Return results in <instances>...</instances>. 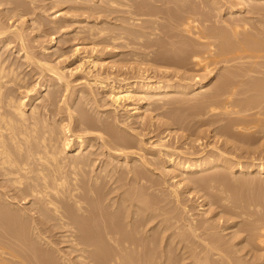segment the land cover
I'll list each match as a JSON object with an SVG mask.
<instances>
[{
	"label": "bare ground",
	"instance_id": "bare-ground-1",
	"mask_svg": "<svg viewBox=\"0 0 264 264\" xmlns=\"http://www.w3.org/2000/svg\"><path fill=\"white\" fill-rule=\"evenodd\" d=\"M73 1H74L73 5H71L67 10H69V12H71V13L73 12V13H76L77 15L79 14L80 16H85V19L80 21L82 24H84V22H87L86 20H88L91 17L94 20L95 19L101 20L104 17L110 18V16L111 17L113 16V18H114L113 14H115V13H118V15L119 14H122V15L127 14V17L129 16V18L126 17L127 22H128V20H130L131 21L130 23L134 24L137 22L139 24V22L142 20V18L139 19V17L145 16V18H146V16L152 17L155 15L153 13L155 11L152 12L153 9L150 10L151 9L150 8L151 3L147 2V0H98L96 3L97 5H95V4L89 5L88 4L89 2H86L88 0H73ZM238 1H240L238 3V5H241V6L243 5L245 10L248 9V12L246 11L245 13H250L253 16L255 15V16H257V18L259 16L264 18V4H263L264 0H238ZM156 2H159V0H157ZM186 2L191 3L189 1H186ZM91 3H92V1H91ZM173 3H175V2H173ZM234 3H235V5H237L236 2H234ZM163 4H164V2H163ZM214 4L217 5L215 2H214ZM260 4L261 5L263 4V5L261 6ZM3 5H6V8H3V9L1 8V10H0V51H1V49H5V48L8 50V47H10V45L15 44L12 47V49H14V48L17 49L18 50L16 52L17 54L21 53V55H22L21 59H23V63L22 62L21 63L10 62L8 60V58H3L2 56H0V250L3 253L2 255L0 254V264H2V263L6 264L7 262L9 264H13L12 262L10 263L9 260L6 261L2 258V256L9 257V255L8 256H7V254L5 255V253H6L5 251L7 249L9 250V251L7 250V253L10 252L11 253L10 256L13 257V258L10 257V261L13 259L16 260V261H13L14 264H171L173 261L171 262L172 258L170 260L171 254H169L168 249L166 248L167 246L164 247L163 249L161 248V247H163L161 245V243L164 241L163 240L164 235H165L164 233H166L168 231L170 226L164 225L165 226L164 227L162 225L163 228H161V230L157 231L158 233H156V231L154 230L155 227L153 228V231H154L153 232L152 227L150 226V224L154 223L155 220H157L156 219L157 215H155L154 211L157 212L156 210L158 209V207L154 210L153 205H157V206L160 205L158 203L159 200L157 203L150 202L151 199L148 200L146 197L147 192H146V196H145L146 198H145L144 196L141 195V193L139 194V192L137 191L139 189H132V191L130 189L131 192L129 190H126V191H129L130 193L125 197L123 196V195H125V193L123 192L124 188L122 185L127 183L126 181L128 179L126 177L129 178V174H131L129 181L131 180L133 182H136L137 184H139L141 187H144V188L149 187V186L146 187L144 185V182L147 181V179L144 177H147V176H144L145 174H143V172H142L143 170L142 171L140 170L141 168L140 169L137 168L140 166L142 167V165H144V166L146 165V167H148L149 165H147L145 163H149V161L147 162V160L146 161L144 160V162L141 161L142 165H141V163H140V166H137L139 163L136 165V162H138V161H136V157L133 156L135 154L132 153L133 151L131 153L127 151L130 148L132 149V147H133L132 143L133 142L130 139L129 140L126 139L125 136H122V135L120 136L118 134L119 132L117 133L115 131L114 124L116 123V120H115L114 124H113V122H109L107 119L104 120L102 118H101L102 120L95 121V120H92L91 118H89L85 111L82 112L81 111L82 109L80 110V108L76 110V111L80 110V112H77L78 113L77 116H74L73 115L74 106L71 104L73 106V107H71L70 104H68L70 102V100L67 103V99L65 97L66 95L64 96L63 91H68V89L70 87V82L68 81L67 76L65 74V69L67 68V66L66 67L61 66V65H63V63H65V64L67 63V60H66V56H67L66 53L67 52H65V50H63V49H59V50L55 49V51H52L53 46L50 47V45L55 43V36L53 33L61 32L68 25H72V22L75 21L73 18L76 17V14H75V16H72L71 18L66 19L67 18V17H65L66 13L63 16L62 12L56 11L55 13L52 14V19L48 20L46 22L47 24L45 22H42L45 27L47 25L53 31L52 32L53 35L51 36L49 46L44 47V46H41V44L36 45L35 42L39 41L37 39L39 37V36H37V34L30 42V40H29L30 38L28 37L29 35L27 36V34H25L26 29L23 30V29H20V27L17 28L15 26V23H17L18 20L17 21L14 20V22L12 20L14 18L16 19V17H18V19L21 20L25 16L27 17L28 15H32V13H35L34 7L35 8H37V7L33 3V1L30 2L29 5H27L26 3H23L22 0H0V7H2ZM8 5H11V8H8ZM231 5H232V3H231ZM26 6H27V8H26ZM148 6H150V7L147 8ZM177 7H178V5H177ZM232 7L234 8L235 6L233 5ZM232 7L229 6V9L227 11V13H228L227 15L232 14L231 16L233 17L234 12L232 11L233 10ZM220 9L221 8H218L217 10L216 9L215 10L219 11V14H220V12L222 11V10L220 11ZM44 10H43V12H44ZM168 10H167V15H166V13H164V12H166V9H165V11L163 10L164 12L161 11L162 15L164 13L168 17V15H169ZM187 10H189V9H187ZM192 10H193V7L191 9V12H192ZM120 12H122V13H120ZM161 12H159V13H161ZM45 13H46V11H45ZM159 13L157 12V15H159ZM170 14H172V13H170ZM236 14H234V15H236ZM240 14H242V13H240ZM173 15H174V12H173ZM172 16H170L169 18H171ZM116 17H118V16H116ZM175 17H177V16L175 15ZM189 17L188 18L186 17L187 19H185V16L183 17L184 19L182 18V22H180V23L182 24L184 29L182 27L181 28H182V30L186 31L185 33H188L187 35H190L192 38L194 37L193 39L195 41L192 38L189 39L190 36L188 37V39H186V37L184 36V40L186 39L187 41L182 40V47L178 48L179 51H177V48H176V51H175V49L173 51L172 50L173 46H171L172 49L169 48V49L164 50L163 47H165V46H164V43L162 41H156V40L151 41V42L147 41L148 43L151 44V46L153 45V47H154V45H155L158 47V49L156 51H153L154 56L153 57L151 56L152 57L151 60L156 62V63L167 64V66H168V64L172 65L173 61L175 62L176 59H178V61L183 59V56L185 58L184 61L182 60L179 63L186 62L185 60H187L186 58L188 57V58L193 59V61H195V65L197 67H201L204 71L208 72L210 75H212L211 73H212L213 66H217V64L219 62H221V61H226L227 63L232 62L231 60L233 58H231L230 60L225 58L228 55H229V57L232 54H233L232 55L233 57L236 55L235 57L238 58V60H240V59L241 60L245 59L246 61L249 59H250V61L253 60L252 62L249 63L250 64L249 66L245 65L246 66L245 67L244 65H242L243 66L242 67L241 65H239V66H241V67H238L239 69L236 67L238 69L237 71L239 73H240V71H239L240 69L243 68L242 70H244V71H241L240 75L236 74L238 72L235 73V71H233V74L235 73L236 76H234L235 74L234 75L232 74L231 68L229 66L228 67L226 66L227 68H230V73L228 72L229 71L228 70L227 71L228 74L226 75L224 82L222 80L223 84L220 87V84H221L220 83L219 84L220 89H219V87L217 89H219L218 91L221 90V92H223V90H225V88H228L229 85H231V87H232V88H230V86H229L230 91L228 90L230 92L229 93L230 96L227 95L225 91L223 92V93H225V95L228 96V99H226L227 100L226 103H223L224 106L223 105L221 106V107H224L221 109H225L222 111H224V113L226 111L225 114H227L229 116V113L231 111L227 112V111H229L227 109H228L230 104H232L233 108L238 107V106L240 109L242 108L243 105L241 103L242 102L241 99H236V98L234 99L233 98V103H230V102L232 101L231 99H232L233 95L234 96L237 95V91L241 88V85L240 86H238V85L241 84L245 80L244 76H247V78H248V76H250V78H248V80L246 78V80L248 81L247 85L249 84V81H251V84L253 86H249L250 87L249 89L247 88L248 91L245 93L246 97L243 96L244 98H246V100L244 99L243 102H248L250 100L253 102L252 97H255V99L257 98V102L260 100V102H259L260 105H258V103H254V102H253L254 103L253 105H255V104L258 105V106H256V108L257 109L259 108V110L257 111V109H255L256 110V112H255L254 109L253 110L251 109L252 111L255 112V114L252 115V113H251L250 116H249V114H247L249 118L244 116L246 114H242L244 117L242 115H238V113L239 114L241 113L239 111L236 114L234 112H231V114L234 113L235 116L236 115L239 117L242 116V118H237L234 116H233L234 118L229 117L230 118L228 120L229 123H228V126H226V128L229 129V125H230V127H236L237 128L236 130L242 131L243 133L240 132L241 134H239V135H240V137H242L241 138L242 141H245L248 144H252V143H255L257 141L259 142V140H262L264 137V118H263L264 117V62H261L262 60L258 62L257 60L258 59L264 60V53H263L264 52V46L258 47V48L256 47L255 49H253L250 47V41H247V40L243 41V39H241L242 43L234 41L235 43L240 44V47L237 45V47H239V48H237V49L235 48L236 51H234V52H231V50L235 47V45H236L235 43H234L233 47L231 46L232 47L231 50H229V44L228 45L226 44V46H225L226 48L223 47V48L219 49V47H220L219 45L216 44L217 45V47H216L214 42L212 43V41H214L212 39L216 34L215 30H213L214 28L213 29L210 28L211 29L210 33H206L203 30H201L202 28L200 27L201 29L198 33L196 31V29H199L200 23L202 21L199 23V21L192 19L191 17L189 18ZM249 17L250 16H247L246 19H248ZM123 18L124 17L122 16L121 19H123ZM126 18H125V20H126ZM252 18H249V19H252ZM177 19H178V17H177ZM232 19H234V18H232ZM235 19L237 20V21H235V22H237V24L233 23L234 25L231 27L232 29H230L231 31H233V33H231V34L234 35V40H236L237 36H239L240 34L242 36V33H244V34H246V36L251 35V37L252 36L255 37L256 38L255 40L257 42L258 41H264V32H263L264 29L262 27L263 26V22H262L263 19H261L262 23H260V26L262 27L263 30H261L260 26H259V28L257 26H254V30H252L253 32L250 31V33L248 31V29H249L248 27H252L251 23H250V25L248 24L249 22L246 23L247 21H245L244 24L241 23L243 25H241L239 23V22L243 21V19H244L243 15H242V19H240V18H235ZM254 19H252V20H254ZM24 20H26V19H24ZM24 20H23V22H24L23 25L31 22V24H30L31 26H29V30L30 29H31V31L36 30V32L40 33L41 23H40V25H38L37 27L34 28V26L36 24L35 19H31L30 21H28V20L24 21ZM175 20H176V18H175ZM180 20H178V21H180ZM206 20H205V23H206ZM10 21L13 22L11 25L9 24ZM195 21H197L199 23L198 24L199 26L193 25V23H195ZM214 21H216V20H214ZM141 22H143V21H141ZM147 23H149V21ZM87 25H89L88 26L89 28L85 27ZM87 25L85 24L83 26L86 29L84 28L83 29L84 31L81 32L84 34L83 38L85 40H83V41H86V42H87V40L90 41V39L93 40L94 38L95 39H101V40L106 39V41L108 40V43H110L109 41H111L112 43H114L116 41L120 42L121 40H124L123 36L125 33H126V35H128L127 32H129V35L131 34L130 33L131 31H128L125 28L124 29L127 30V32L123 33L122 29H121L122 31L118 29L119 32L121 31V33H117L118 30L116 31L114 29V31H116V33H115L113 31L112 32L109 31L110 27L108 29H106L105 28L106 26L105 27H102V26L96 27L93 24V27H92L91 26L92 24L90 25L88 23H87ZM143 25L144 24H142V27L144 29L145 27ZM147 25H149V24H147ZM167 25L169 26V24H167ZM51 29H49L48 31L50 32ZM80 30L81 29H79V31ZM48 31L44 29V31H42L41 33L43 35H45V33ZM207 31H209V30H207ZM43 32H45V33H43ZM172 32H170L169 34H171ZM79 33L80 32H77L75 34V36H79L80 35ZM133 33L135 34L136 31ZM142 33L138 34L140 39L143 38L140 36V34H142ZM219 33H220V31L218 32V35H219ZM132 35H130V36L132 37ZM148 35H151V34H148ZM173 35H167L168 39L171 40V39L176 38ZM218 35H217V37H219ZM224 35H226V34L224 33ZM227 35H229V36H227V38L232 37V35L230 36V33ZM82 36H81V38H82ZM220 36H221V34H220ZM126 37L127 36H125V38ZM136 37H138V36L136 35ZM221 37L224 39L223 36H221ZM86 38H89V39H86ZM128 39H127V41H128ZM208 39H210L212 41L209 43H205V41ZM231 39H233V38H231ZM246 39H248V38H246ZM226 40H225V42H226ZM95 41H97V40H95ZM67 42H68V40H67ZM172 42H170V43H172ZM176 42H177V40H176ZM99 43L100 42H98V44ZM125 43L126 42H123V44H125ZM180 43H181V41H180ZM229 43H230V45L233 44V43L231 44V41ZM144 44H146V43H144ZM174 44L176 46V44H178V42L174 43ZM257 44H259V43H256L255 45H257ZM195 45H200L201 47L203 45L205 46V47L203 46L205 48V50H204V48L203 49L201 48V50L204 51V52L202 51L203 54L200 52L201 51L200 46L195 47ZM129 46H130V44H129ZM148 46H150V45H148ZM198 47H199L200 55L198 54V51L195 50ZM252 47H253V45H252ZM161 49H162V51H160ZM80 50L81 49H79L78 47L73 49V52H74L73 54L74 55L77 54L78 52H80ZM84 50L86 51V48ZM201 54H202V56H201ZM150 55H153V54H150ZM91 58H94V57L87 55L86 57L80 58L81 63L80 62H77V63L78 64L80 63L81 67H82V64L86 63V61L90 62L92 65L93 64L95 65L96 64L95 62H97V61H95L94 59H91ZM145 58H148L147 55ZM135 60H137V59H135ZM238 60L236 59V61H238ZM233 62H234V60H233ZM177 64H178V62H177ZM25 65L28 69L30 68L29 69L30 74L31 73L33 74V72H35L34 75L32 76V79L34 77L36 79L34 85L30 82L32 80H30L28 78L29 76H27V74H25L26 72L25 73L23 71L20 72L21 67L23 68ZM68 66H69V64H68ZM27 68H26V70H27ZM81 71H82V69H81ZM90 71H87L86 74L90 75ZM253 72H255L256 76H260V77H255V75L251 76L254 74ZM45 73H47V74L44 76ZM249 73H251V75H249ZM237 75L240 77H238ZM242 76L244 78H242ZM48 77H49V79H48L49 84H50V81L52 84L47 86V85H45V82H46V84L48 83L47 82ZM105 77H106V75H105ZM236 77H238L240 80H241V78L244 80L241 83L239 80H238L239 82L237 81V83H235L236 79H238ZM94 79L95 80H93L94 81L93 84H96V83L103 84V82L106 83V81H108V78L107 79L106 78L101 79V76H96ZM39 80L40 81L42 80V83H40ZM142 80L143 81H141L139 84L137 83L136 86L135 85L131 86V84L130 85L127 84L125 86H120V87L115 88V89L113 88V91L111 92V97H112V100H113L112 102L114 103V105L119 106L122 102H125L128 100L130 101V99L134 96V95L132 96V94L134 92L135 93L137 92V93H140V94H143L146 96L149 94H164V93H168V92H181V91L183 92L184 90H187V89L189 90V89L193 88L192 86L189 88H184L183 86H174V85L170 86L167 84L162 85L161 83H159V85L157 84L156 86H154L151 83L152 80L149 79L148 77L144 78ZM234 80H235V82H234ZM161 82H162V80H161ZM198 83L202 84L205 82L199 81ZM196 84H197V82H196ZM201 84H198L197 86H195V88H193L192 91L198 89ZM244 84L242 83L243 88H245ZM38 85H40V88L41 87H48V89H49L48 94H51V96L48 97V105L46 106V104H45V106H44L45 107L44 110H47V112L42 113V112H40L38 106H33V104H31V109L29 108L31 112L29 113L30 115H28L27 107L31 101L29 102V100H27V98H29V96L32 95L33 92L38 93V92H36ZM98 86H99V84H98ZM13 87H15V88H13ZM15 90L16 91L24 90V92L22 93V91H21L22 94H20L21 96L18 97L14 94ZM218 91H217V93L219 94L220 92H218ZM242 91H243V89H242ZM249 92L251 93L250 94L251 96L247 97ZM61 94H63L62 96H64L63 99H61V97H62V96H60ZM239 94L243 95V92L239 93ZM214 96H215V98L217 97L215 94H214ZM219 97L222 98L223 95L221 97L219 94ZM219 97H218V100H219ZM236 97H240V96H236ZM258 97H260V98L258 99ZM32 98H30V99H32ZM38 99H39V97L35 98V100H38ZM59 99H61V100H59ZM73 99H72V101H73ZM57 100H59V102L63 100V102L65 103V106L64 105L63 106L66 109L62 108V106H61V108L64 109L65 112L67 111V116H66L67 118L66 119L68 122L66 123V125L60 123L59 125H57V127L56 126L53 127L55 124L53 125L50 122H48V120H46V118H47L46 115L47 116L49 115V118H51L53 116L52 119H54L56 117V115L61 113L60 109H59L60 112L58 114H55L57 112L54 111V110H56L55 108L59 105ZM132 100H133V98H132ZM26 101H27V103H26ZM234 101H235V103H234ZM220 102H221V99H220ZM249 103H251V102H249ZM225 104H229V105L226 107ZM245 104L248 105V103H245ZM251 105H250V108H251ZM211 106L213 107L214 105L211 104ZM211 106H209V108H211ZM75 107H76V105H75ZM244 107H245V105H244ZM217 108H218V106H217ZM246 108H243L244 112H248L247 111L248 109L246 110ZM253 108H254V106H253ZM206 109H208V108H206ZM137 110H139V109H136V111ZM214 110H216L215 107H214ZM233 111H235V110H233ZM249 112H250V110H249ZM221 113H219V116ZM216 116H218V114H216ZM99 119H100V117H99ZM227 119L228 118H226V120ZM49 121H50V119H49ZM226 125H227V123H226ZM224 128H225V126H224ZM227 129L224 130L225 133H226ZM74 138L76 140V141H74V143L75 142L77 143L76 145L73 143ZM233 140H236V139H233ZM93 141H98V147L91 145V143ZM160 142H161V140H160ZM244 145H247V144H244ZM75 146H77V147L75 149H73V147H75ZM157 146H159V145L157 144ZM89 147H91V148L96 147V150L85 152ZM139 147H140V145H139ZM162 147H164V146L162 145ZM262 147H264V146H262ZM139 149H141V148H139ZM215 149L217 150V148H215ZM97 150H99L100 152L97 153ZM144 150H145V147H144ZM256 150H258V149H256ZM256 150H254L256 152L255 154H257ZM70 151H73L74 153L76 152V154H73L70 156V154H69ZM252 153H254V152H252ZM218 154H223V153L219 152ZM131 156L133 157V160L130 159L132 161L128 162L127 159L130 158ZM219 156H221V155H219ZM222 156L217 158L216 160H213V161L212 160L211 161L206 160L205 161L206 163L204 162L201 164H199V163L193 164V161H191L192 163L191 162L183 163L184 161L181 163L180 161H177V158H175L176 159L175 160V159H173V157H171L170 163L174 168L181 170V176H185V177L188 176L189 180H190V177H192L193 178L192 181H194V175L196 176L197 174H203L209 170L215 169V167L227 168L231 173L235 174L236 178L233 177L235 179V181H237L236 179H238L237 177L239 174L245 175V176H248V175L249 176L250 175L251 176L252 175L257 176V175H259L260 177H262V175H264V163H261L259 165L257 164V166H255V165L254 166H250V165H247V166L244 165L243 166L240 163L236 164L234 162L235 164H233V163H231L232 161H230L231 159H227V158L222 157ZM121 157L124 160V162L122 164H120L119 168H126L125 171L118 170V168L116 167L117 165H115V162L116 163L120 162L118 160ZM139 157H140V155H139ZM104 158H109V160L107 161V159L105 160ZM142 159H143V157L140 158V160H142ZM97 160L100 161L99 163L103 162V164H105V166L101 165V167H100L99 166L100 164L96 165ZM151 161L153 162V160H151ZM134 164H135V166H134ZM149 164L151 166H152V164L154 165V163H149ZM118 166H119V163H118ZM151 166H149V167H151ZM146 167H145V169H146ZM99 168H100V170H99ZM127 168H129V170H127ZM222 171H224V169ZM220 172L218 173V175H220ZM144 173H145V171H144ZM163 173H165V172H163ZM227 173H229V172H227ZM179 174H180V172H179ZM214 174H217V173L215 172ZM116 175H118V176H116ZM231 175H233V174H231ZM181 176L179 175V177H181ZM223 177H225V176L223 175L222 178ZM254 177L255 176H253L251 178L253 179ZM209 178H214V177L210 176ZM188 179L185 178L184 180H188ZM234 179H233V181H234ZM123 180L124 181L126 180L125 181L126 183L122 184ZM214 180L216 181V179H214ZM219 180H222V179H219ZM246 180L250 181V178H249V180L248 179H246ZM120 181H121V183L118 184ZM129 181H128V183H129ZM164 181H165V178H164ZM196 181H197V177H196ZM201 181H203V180L201 179ZM201 181H199V183ZM207 181L209 182L208 179H207ZM213 181L211 182V179H210L211 183L210 182L209 183L212 185ZM223 181L224 180H222V182ZM262 181H263V177H262ZM177 182L179 184V185L178 184L177 185L180 186L181 182L180 183H179V181H177ZM194 182L192 184H194ZM237 182H234V183H236V185H238L239 183H237ZM151 183H149V184H151ZM166 183L168 184L169 182L167 181ZM216 183H219V182H216ZM228 183H226L227 187H229L228 185H230V183H232V181L229 184ZM155 184H158V183H154L153 185H155ZM242 184H244V183H241L239 185H242ZM134 185L136 186V184H134ZM259 185H260V183H259ZM197 187H198V185H197ZM232 187L233 186H231V188ZM130 188H132V186ZM222 188L224 190H226L225 187H222ZM231 188H230V190L232 191L233 188L232 189ZM171 192H172V190H171ZM173 193H175L174 194L175 196L173 194H172V196L176 197L175 199H177L178 198L177 191L173 192ZM226 193H228V188H227V192L225 191V195H226ZM234 195H235V193H234ZM222 196H220L219 199L222 198L221 200L224 201L225 203L228 202L227 204L230 203L229 200H231V199H229V198L230 197L233 198L232 196L227 197V198H226V196H225V198ZM242 199H244V198H242ZM178 200H179V198H178ZM161 202H163V201H161ZM254 202H255V200H254ZM225 203H223V204H225ZM233 203L236 204L234 201H233ZM242 203H243V201H242ZM245 203H247L246 200H245ZM248 203L246 204L247 206H248ZM252 203H253V201H252ZM231 204H232V202H231ZM237 204H238V202H237ZM251 205H250V207H253ZM253 205H254V203H253ZM258 205L256 206V204H255V207H257L256 210H258V209H260V207H262L260 203ZM240 206H239V209L237 208L238 209L237 211L240 210V208H241ZM224 207H226V204ZM232 207H231V209H232ZM131 208H133V210H131ZM186 208L187 207H185L184 210H186ZM235 208L236 207H233V209H235ZM243 208L245 209V207H243ZM231 209H230V211H232ZM246 209H248V208L246 207ZM138 210L141 213H137L136 211H138ZM241 210L243 211V209H241ZM241 210H240V212H241ZM256 210H254V211H256ZM230 211H227V212H230ZM249 211H252L251 213H253V208H252V210L248 209V212ZM260 211H259V213H260V215H262ZM263 211H262V213H263ZM158 212H161V211L158 209ZM162 212H163V210H162ZM164 212H165V210H164ZM244 213L247 214L246 212H244ZM164 215H165V213H163L161 216H164ZM238 215H239V213H238ZM238 215H237V217H238ZM243 215H241V216H243ZM247 215L249 216L250 214H247ZM253 215L255 216V218H254L255 220L259 217L258 216L259 214L257 215L258 217H256L255 212L253 213ZM248 216L246 218H243V219H248L249 218ZM251 216L252 215H250V217ZM190 217L192 218L191 215L188 218H190ZM244 217H245V215H244ZM157 218H160V217H157ZM263 218H264V216H263ZM169 219H167V221H166L168 224L171 223L173 219L176 220V218H171V222H170V221H168ZM192 219H189V223H187V226H186V227H188L187 229L189 231L191 229V231L189 233L194 235L195 236L194 238H199L200 241L205 243V245H203V246L207 247V248L205 247V249H203V247H201L203 249V251L201 249L199 251L200 254H194V252H193V254H190V252H192V251L188 252V254L191 255L190 257H192L193 259L195 258V261L192 259V261H194L195 263L197 262L196 258L203 257V256H201V254H203L205 256V260H206L208 257H210L209 254L212 252H213V256L217 257V259L220 261V264L223 262V260L226 263H222V264H236V263L241 264L240 261L247 259L248 257H250V259L246 260V262H249L250 260L252 261L249 264H254L253 261L264 262V253L263 254H257V252H255L256 254H254V252H253L252 255L249 254L251 252V250H255V248H253V247H257L256 244L261 247V248L258 247V248H260V250H264V219H262L263 221L259 220L260 222L261 221L262 222H261V225H259L260 227L257 226L258 228L256 229L257 230L256 232L254 231L252 226H251L252 229L248 228L250 232L247 236L248 237L250 236L249 244H250V247L252 246V248L249 249L245 255L243 254L245 257L242 255L240 257H238L239 255L237 256L235 253H234L235 254V256H234L233 255L234 251L232 252V254H230V252L224 247V245L226 246L225 243H227V242L224 243L225 240L223 239V236H221L222 239L220 238V236L219 237L217 236L219 240L215 237V235H214L215 238L210 237L209 240H207L205 238L201 239V237L199 236L200 234H198V232L200 233L199 230L201 229L200 227H202V226L197 227L198 226L197 223L194 224L195 221H194V219L193 220ZM250 219H249V222H251ZM259 219H261V216ZM163 220H161L162 224L164 222ZM233 223H235V222H233ZM257 223H259V222H257ZM177 224L175 223L173 225H177ZM238 224H239V222H238ZM238 224L235 223L234 225L227 226V227H225V229L224 228L223 229L228 231V229L238 227ZM243 224H244V222H243ZM245 224H247V223H245ZM250 224H252L254 226L255 221L251 222ZM250 224H248V225H250ZM158 226L160 227V224ZM223 226H224V224H223ZM240 226H241V223H240ZM242 226L244 227V225H242ZM175 227H177V226H175ZM245 227L247 229V225H245ZM178 229L180 230V228H178ZM174 230H175V228H174ZM207 230H209V229H207ZM220 230H221V228H220ZM234 230H236V229L234 228ZM181 231H183V230H181ZM236 231H237L236 234L238 233L239 235L235 234V237L233 236L234 239H236V237L238 238V236H240V233L243 231H246V230L244 228L240 229V227H239L238 230H236ZM211 233H210V235L207 234L208 235L207 237L212 236ZM214 233H215V231H214ZM218 233H220V232H218ZM245 233H247V232H245ZM177 234L178 233L176 232L175 235H177ZM230 234L232 235L233 233L231 232ZM161 235H162V237H161ZM168 235L169 236H167L165 239L166 245L168 242L167 240L171 239V237H172L170 234H168ZM175 235L173 236V238H175ZM180 235L178 234L176 236V237H178L179 245L182 244V242L184 240H186V238H189V242L191 243V240H190L191 236L188 237L187 235H183V236H180ZM184 236L185 237L187 236V237L184 239ZM203 237H205V236H203ZM225 237H226V234H225ZM199 239H197L198 242H200ZM220 239H221V241L224 240V241H222L224 244H221ZM243 240L247 243L249 239L247 240L245 237V239H243ZM172 241H173V239H172ZM185 242H187V241H185ZM173 243L174 242H172L171 244L173 245ZM200 243H198L199 246L201 244H203V243H201V244ZM242 243H241V245L243 246ZM176 244H175V246H177ZM191 244H195V243H191ZM249 244H247V247H249L248 246ZM254 244H255V246H254ZM168 245H170V244H168ZM235 245H237V244H235ZM239 245H237V246H239ZM175 246H172V247H175ZM195 246H196V248H198L197 244ZM242 246H241V248H242ZM186 247H188V246H186ZM64 248H67L68 250H64ZM159 248H161L160 251H158ZM183 248H184V246H183ZM192 248L194 249V246ZM196 248H195V250H196ZM244 249L245 248H243V250ZM240 251H241V249H239V252ZM235 252H237V251H235ZM170 253H172V251H170ZM174 255H175V253H174ZM194 255H196V256L194 257ZM243 257H244V259H243ZM235 259H236V262H235ZM199 260H200L199 262H201L202 258L201 259L199 258ZM208 260H211V259L209 258ZM212 260H213V257H212ZM242 263H243V261H242ZM245 264H247V263H245Z\"/></svg>",
	"mask_w": 264,
	"mask_h": 264
},
{
	"label": "rangeland",
	"instance_id": "rangeland-1",
	"mask_svg": "<svg viewBox=\"0 0 264 264\" xmlns=\"http://www.w3.org/2000/svg\"><path fill=\"white\" fill-rule=\"evenodd\" d=\"M22 1H23V3H26L27 5H29V3L33 1V3L35 4V6L37 8L34 7L35 13H32V15H28L27 17L25 16L21 20L18 19V17H16V19L15 18L12 19L13 22H14V20L15 21L18 20L17 21L18 24L15 23V26L17 28L20 27V29H23V30L26 29L25 30V32H26L25 34H27V36L29 35L28 37L30 39L29 38L28 39L30 40V42L37 34V36H39L37 38L39 41L35 42L36 45L41 44V46H44V47H48L49 46L50 40H51V36L54 34L55 43L50 45V47L53 46L52 47V51H55V49L56 50L63 49V50H65V52H67L66 53V55H67L66 56L67 63L66 64L63 63V65H61V66H63V67L67 66V68L65 69V74L67 76L68 81L70 82V87H69L68 91H63V92H64V96L66 95L65 97L67 99V103L70 100V102L68 104H70L71 107L74 106L73 115L77 116V114H78L77 112H80V110L82 109L81 110L82 112L85 111L87 116L89 118H91L92 120H95V121L102 120V119H104V120L107 119L109 122H113V124H114L115 120H116V123L114 124L115 131L117 133L119 132L118 134L120 136L121 135L125 136L126 139H128V140L130 139L133 142L132 143L133 144L132 149L130 148L131 150L128 149L127 151L130 152V153L133 151L132 153L135 154L133 156L136 157V161H138V162H136V165L138 163L139 164L137 166H140V163L142 165L141 161L144 162V160L145 161L147 160V162L149 161V163H154V165L152 164V166L149 163H145V164H147V165H149L151 167H149V166L146 167V165L145 166L142 165V167L141 166L137 167L139 169L141 168L140 169L141 171L143 170L142 172H143V174H145L144 176H147V177H144V178L147 179V181H145L146 183L144 182V185L146 187L149 186L148 188L141 187L139 184H137L136 182H133L131 180L129 181V179L131 177V174H129V178L126 177L128 180L125 178L127 180V181L125 180L127 183L123 180L122 184H124V183H126V184H124V185L121 184V185L124 188V190H123V192L125 193V195H123L124 197L127 196L132 191V189H139L140 191L139 190H137V191L139 192V194L141 193V195L144 196V197L146 196V192H147V196L146 197H147L148 200L151 199L150 202L157 203L158 200H159L158 203L160 205H158V206L157 205H153V209L155 210L158 207V209L161 212L163 210V212L162 213L158 212V209L156 210L157 212L154 211L155 215H157V217H160V218L156 217L157 220H155L154 223L150 224V226L152 227V231H153V228L155 227L154 230L156 231V233H158L157 231L161 230V228H163L164 225H166V226L169 225L170 226L168 231L166 233H164L165 234L164 235V239H163L164 241L161 243V245L163 247H161V248L163 249L164 247L167 246L166 248L168 249L169 254H171L170 255V260L172 258L171 262L175 261L174 263L172 262L173 264H196L197 262H198L197 264H220V261L217 259V257L213 256V252L209 254L210 257H208L206 260H205V256L203 254H201V256H203V257H199L200 259L202 258L201 262H199L200 261L199 258H196L197 259L196 263L194 262L195 258L193 259L192 257H190L191 255L188 254L189 251H192V252H190V254H193V252H194V254H200L199 251L202 249L201 247H203V249H205V247H206V246H203V245H205V243L200 241L199 238H194L195 236L189 233L191 231V229L189 231L187 229L188 227H186L187 223H189V219H192V218L195 221L194 224L197 223V225H198V226L196 225L197 227L202 226V227H200L201 229L199 228L200 229L199 230L200 233L198 232V234H200L199 236L201 237V239L205 238V239L209 240L210 237H214V235L218 239L219 236H220V238H221V236H223V239L225 241L224 240H222V241H224V243L227 242L225 244H226V246L228 245L227 247L224 245V247L230 252V254H232V252L234 251L233 252L234 256H235V254L237 256L239 255L238 257H240L241 255L244 256L246 254V252H248V250L252 248V246L250 247V244H249L250 236L249 237L247 236L249 234V232H250L248 228L252 229V227H253L254 231L256 232L257 231L256 229L258 228L257 226L261 225V222L263 221L262 219H264L263 218V216H264L263 215L264 214V211H263L264 210V204H263L264 203V183H263L264 182V175H262V177H263V181H262V177H260L259 175H257V176L256 175H252V176L248 175L249 176L248 177V176L239 174L238 177H237L238 179H236V180L238 181L240 179L241 181L240 180L239 181L241 183H244L242 185H239L241 183L239 181L238 182L235 181L234 178H236V177H235L234 173H231L227 168H223L222 167L224 169V171H225L224 172V171H222L223 170L222 168L215 167V169L209 170V171H207V172H205L203 174H197L196 176L193 174L194 175V181H195L194 182V181H192L193 180L192 177H190V180H189L188 176L187 177L181 176V170L177 169V168H174L171 165V163H170V159H171V157H173V159L177 158V161H180L181 163L183 161H184L183 163L193 161V164H198V163L201 164V163H204L206 160L207 161L216 160L217 158H219V157H221L223 155L222 157H225L227 159H231L230 160V161H232L231 163H233V164H235V163L239 164L240 163L243 166L244 165L245 166H247V165H250V166H254L255 165V166H257V164L259 165L261 163H264V147H262V146H264V141H263L264 137H263L262 140H259V142L257 141L255 143L248 144L245 141H242V139H241L242 137H240V135H239V134L243 133L242 131L236 130L237 129L236 127H230V125H229V129L226 128V126H228V123H229V121H228L230 119L229 117H233L234 116V117H237V118H242V116H243L242 114H246L244 116L249 118L247 114H249V116H250L251 113H252V115H254L255 112H256L255 109H257L256 106L260 105L259 104L260 100L257 102V98L255 99V97H252L253 98V102L254 103H258V105H256V104L253 105L254 103L251 100L250 101L247 100L248 102H243L244 99L246 100V98H244V97H246L245 93L248 91L247 88L249 89L250 88L249 86H253V85L251 84V81H249V84L247 85V82H248L247 80H248V78H250V76H248V78H247V76H244L245 78L242 76V78H244L245 80L242 79V78L240 80L238 78V77H240L238 75L241 74V71H244V70H242L243 69L242 68V69L239 70L240 71V73H239L237 71L239 69L238 67H241L242 65L249 66L250 65L249 63L252 62L253 60L252 61H250V59L247 60V61L245 59L244 60H241V59L238 60V58H236L235 57L236 55H235L234 57L240 62L239 63L232 56L233 54L232 55L230 54L231 55L230 57L228 55L225 58L229 59V60L231 58H233L231 60L232 62L231 61H230L231 63H227L226 61L219 62L217 64V66H213V68L211 67L212 68V73H211L212 75H210L208 72L204 71L201 67H197L195 65V61H193V59H191V58L187 57L186 58L187 60H185L186 62L179 63L182 60L184 61V59H185L184 56H183V59H181L179 61H178V59H176L178 64H177L176 61L175 62L173 61L172 65L168 64V66H167V64H164V63L161 64V63H156V62L152 61L151 58L154 56L153 51H156L158 49V47L155 46V45H154V47H153V45L151 46V44L148 43L147 41H149V42L155 41V40L156 41H162L164 43V46H165V47H163L164 50L165 49H169V48L172 49L171 46H173V49H172L173 51H174V49L176 51V48H177V51H179L178 48L182 47V40L183 41H187L186 39H188V37L190 36V35H187L188 33H185L186 32L185 30H182L183 26H182V24L180 22H182V18L184 16H185V19H187L190 16L192 19H195V20L199 21V23L202 21L200 23V26L198 25L199 23L197 21H195V23H193V25L199 26V29H196V31L198 33H199L201 28H202L201 30H203L206 33H210L211 29L214 28L213 30H215V33H216L215 36L212 39L214 41L208 39V40L205 41V43H209V42L212 41V43L214 42L216 47H217V45L220 46V47L218 46L219 49L223 48V47L226 48L225 47L226 44L227 45L229 44V50H231L232 47L234 46L235 42L242 43L241 39H243V41L244 40L245 41L246 40L250 41V47L255 49L256 47L257 48L258 47H263L264 46V41H258L257 42L255 40L256 39L255 37H253V36L251 37V35L246 36V34H244V33H242V36L240 34L239 36H237V38L235 37L236 40H234V35L231 34V33H233V31H231L230 29H232L231 27L234 24H237V22H235V21H237L235 18L242 19V15H243L244 19H243V21L239 22L240 24L241 23L244 24L245 21H247L246 23L249 22L248 23L249 25H250V23L252 24L251 26L253 28L252 27H248L249 28L248 29L249 33H250V31L253 32L252 30H254V26H257L259 28L260 23H262V22H263V26L262 27L264 29V18L261 17V16H259L260 18L259 17L257 18V16H255V15H254L255 16L254 17L250 13H245L246 11L248 12V9L245 10L243 5H242L243 7L241 5H238V3L240 2L238 0H192V1L191 0H165L166 2L164 0H161L162 2L160 0H159V2H156L157 0H150V1L147 0V2L152 4V5L150 4L151 7L148 6L147 8L150 7L151 8L150 10L153 9L152 12L155 11V12H153L155 15L152 16V17L146 16V18H145V16L139 17V19L142 18L141 21H143V22L140 21L139 24L137 22L134 23V24L130 23L131 22L130 20H128V22H127V18H129V16L127 17V14H125V13H124L125 15H122V14L118 15V13L113 14L114 18L116 16L119 17V18L116 17L115 19L113 18V16L112 17L110 16V18L109 17H104V18L101 17L102 18V19L100 18L101 20H99V19L98 20L97 19L94 20L91 17L88 20H86L87 22H84V24H82L80 21L84 20L85 16H80L79 14H78L79 15L78 16L76 13H73V12L71 13V12H69V10H67L71 5H73V3H74L73 0H22ZM91 1H92V3H91ZM97 1L98 0H90V1L88 0L86 2H89L88 3L89 5L90 4L91 5H94V4L97 5L96 4ZM186 1H189L191 3H188ZM163 2H164L165 5L163 4ZM173 2H175V3H173ZM214 2L217 5H215ZM234 2H236L237 5H235ZM231 3H232V5H231ZM177 5H178V7H177ZM233 5L235 6L234 8L232 7ZM229 6L232 7V9H233L232 11L234 12V14L237 13L236 15L233 14V17L231 16L232 14L231 15L230 14L227 15L228 14L227 11L229 9ZM192 7H193V10L191 12ZM1 8L2 9L6 8V5H3L2 7H0V10H1ZM8 8H11V5H8ZM26 8H27V6H26ZM218 8H221L220 11L222 10L220 12V14H219V11H216ZM165 9H166V12H164ZM187 9H189V10H187ZM43 10H44V12H43ZM167 10H168V14H169L168 17L166 16L167 15ZM45 11H46V13H45ZM56 11L57 12H62L63 16L66 13L65 14V17H67L66 19H69L72 16H75V14H76V17L73 18L75 21L72 22V25H68L69 27L68 26L65 27V29L62 30L61 32H57V33H53L52 34L53 31H52L51 28H49V26L46 25L47 24L46 22L48 20L52 19V14L55 13ZM161 11L166 13V15L164 13L162 15ZM157 12L158 13L161 12V13H159V15H157ZM173 12H174V15H173ZM120 13H122V12H120ZM170 13H172V14H170ZM240 13H242V14H240ZM121 15L124 17L123 19H121L122 18ZM175 15L178 17V19H177V17H175ZM170 16H172V17L169 18ZM247 16H250L249 18L253 17L252 19H254V18L255 19L254 20L249 19V18L246 19ZM231 17L234 18V19H232ZM105 18L106 19L108 18V19L106 20ZM125 18H126V20H125ZM175 18H176V20H175ZM24 19H26V20H24ZM31 19H35L36 20V24H35L34 28L37 27L38 25H40V23H41L40 33L36 32V30L35 31H31V29L29 30V26H31L30 25L31 22L28 23V24L23 25V23H24L23 20L24 21H27V20L30 21ZM261 19H263V21ZM178 20H180V21H178ZM205 20H206V23H205ZM214 20H216V21H214ZM148 21H149V23H147ZM13 22L10 21L9 24L11 25ZM42 22L46 23V24L44 23L46 25V27L43 25ZM87 23L90 24V25L92 24L91 25L92 27H93V24L96 27H101V26L105 27L106 26L105 27L106 29H108L110 27L109 31L110 32L113 31L115 33H116V31L118 29L119 30L122 29L123 31L122 30L121 31L123 33L127 32V30H128V31H131L130 35H132V34L133 35L131 37L129 35V32H127L128 35H126V33H125L124 36H123L125 41L124 40H121V41L119 40L120 42L116 41L114 43H112L111 41H109L110 43H108V40L106 41V39L105 40L104 39L101 40V39H95V38L93 39L94 41L90 39V41L87 40V42H86V41H83V40H85L83 38L84 34L81 33V32L84 31L83 29L85 27L89 28L88 27L89 25H87ZM85 24L87 26L83 27ZM142 24H144L143 25L145 27L144 29L142 27ZM147 24H149V25H147ZM167 24H169V26ZM243 24H241V25H243ZM262 27L260 26L261 30H263ZM43 28L45 30H47V31L49 29H51V30H50V32L49 31L46 32V33L43 32V33H45V35H43L41 33L42 31H44ZM78 28L81 29V30L79 31ZM124 28L127 29V30H125ZM114 29L116 31H114ZM217 29L220 31L219 35H218L219 31ZM119 30H118L117 33H121V31L119 32ZM207 30H209V31H207ZM135 31H136V33L134 34L133 32H135ZM77 32H80L79 36H75V34ZM170 32H172V33L169 34ZM263 32H264V30H263ZM139 33H142V34H140V36L143 37L142 39L139 38V35H138ZM224 33L226 35H224ZM229 33H230V36L232 35V37L227 38V36H229L227 34H229ZM148 34H151V35L153 34V35L151 36V35H148ZM220 34H221V36L224 37V39L220 36ZM136 35L138 37H136ZM167 35H173L176 38L169 40ZM217 35L219 37H217ZM81 36H82V38H81ZM125 36H127V37L125 38ZM184 36L186 37L185 40H184ZM191 38L192 37L190 36L189 39H191ZM231 38H233V39H231ZM246 38H248V39H246ZM86 39H89V38H86ZM127 39H128V41H127ZM226 39L228 41L230 40L231 44L232 43L233 44L230 45V43H229L230 41L228 42ZM67 40H68V42H67ZM95 40H97V41H95ZM176 40H177L179 45L176 44V46H175L174 43H177ZM225 40H226L227 43L225 42ZM180 41H181V43H180ZM98 42H100V43L98 44ZM123 42H126V43L123 44ZM170 42H172V43H170ZM144 43H146V44H144ZM239 43H235L236 45L233 48L234 50L232 49L231 52L236 51V49L240 47ZM256 43H259L260 45L259 44L255 45ZM129 44H130V46H129ZM14 45L15 44L10 45V47H8V50L6 48L5 49H1L0 56H2L3 58H8V60L10 62H19V63L22 62L23 63V59H21L22 58L21 57L22 56L21 53L17 54L16 52L18 50L15 49V48L12 49V47ZM148 45H150V46H148ZM237 45L239 47H237ZM252 45H253V47H252ZM197 46H200V45H195V47H197ZM203 46L202 47L200 46V50H201V48L203 49L205 47V46L204 47ZM77 47L79 49H81V50H80V52H78L77 54L74 55L73 54L74 53L73 49H75ZM85 48H86V51L84 50ZM195 50L198 51L199 55H200V52L202 53V51H203V50H201L199 52V47L196 48ZM204 50H205V48H204ZM160 51H162V49ZM147 53L148 54L150 53V54H153V55H150V54L148 55ZM202 54H201V56H202ZM87 55L94 57V58H91V59H94L97 62H95L96 63L95 65L94 64L92 65L90 62L86 61V63L84 62L85 64H82V67H81L80 58L86 57ZM146 55H147V57L149 59L145 58ZM135 59H137V60H135ZM233 60H234V62H233ZM257 61L258 62L259 61L264 62L263 59H260V60L258 59ZM77 62H80V63L78 64ZM68 64H69V66H68ZM239 65H241V66H239ZM226 66L227 67L229 66L231 68L232 74H233V71H235V73L238 72V73H236V74H238L237 75L238 77H236L238 79L235 78L236 79V82L234 80L235 83H237L238 80L240 81V83L244 80L242 83L243 84L245 83L244 84L245 88L242 87L243 86L242 83L241 84L238 83L239 84L238 86L241 85V88H240L241 90L238 88L239 90L237 91V95H235V96L233 95V97L231 99L232 101L230 100L231 101L230 103H233V98L234 99L235 98L236 99H241V101H242L241 103L243 105V106L241 105L242 106V108H241L242 110L239 108V106L233 108L232 104H230L231 106L229 104H225L226 107L229 105V107L227 109L229 111H227V112L231 111V112H234L236 114L239 111L241 113L240 114L238 113V115H242L240 117L237 116V115L235 116L234 113L231 114V112L229 113V116H228L227 114H225L226 111H225V113H224V111H222V110H225V109H221V108H224V107H221V106L222 105L224 106L223 103L227 102V100H226V99H228L227 95L230 96V94H229L230 92L229 91H230V88H232L231 85H229L230 88L228 86V88H225V90H223V92L225 91L227 95H225V93L221 92V90L218 91L220 89L221 85L223 84L222 80L224 82L226 75L228 74V72L230 73V68H227ZM26 68H27L26 65L23 68L21 67L20 72H22V71L24 73L26 72L25 74H27V76H29L28 78L30 80H32V81H30V80L29 81L34 85L36 79H35V77L32 79V76L34 75L35 72H33V74L32 73L30 74V71H29L30 68L29 69L27 68V70H26ZM81 69H82V71H81ZM87 71H90V75L86 74ZM253 73H252L253 75H251V73H249V75H251V76L255 75V77H260V76H256L255 72H253ZM46 74L47 73H45L44 76ZM236 74L234 76H236ZM105 75H106V77H105ZM96 76H101V79H105V78L107 79L108 78V81H106V83L103 82V84H100V83L93 84L94 83L93 80H95L94 78ZM147 77L152 80L151 83L154 86H156L157 84L159 85V83H161L162 85L163 84L164 85L167 84V85H170V86H172V85H174V86H183L184 88H189V87L192 86L193 88H195V86H197L198 84H201V83H198L199 81H202V82H205V83H202L200 85V87L198 89L194 90V91H192V89H193L192 88V89H189V90L188 89L184 90L183 92L181 91V92H168V93H164V94H149V95H146V96L143 95V94L134 92L132 94V96L134 95L132 97L133 100L131 98L130 101L128 100V101L122 102L119 106L114 105V103L112 102L113 101L112 97H111V92L113 91V88L115 89V88H118L120 86H125L127 84L128 85L131 84V86H134V85L136 86L137 83L139 84L141 81H143L142 79L147 78ZM246 78H247V80H246ZM48 79H49V77L47 78V82L48 83L46 84V82H45V85H47V86L52 84L51 81H50V84H49V80ZM161 80H162V82H161ZM196 82H197V84H196ZM40 83H42V80L40 81ZM98 84H99V86H98ZM219 84H220V87H219ZM218 87H219V89H217ZM13 88H15V87H13ZM242 89H243V91H242ZM48 90H49L48 87H41L40 88V85H38L37 86V91H36L38 93H34V92H33V94L31 93L32 95H30L29 98H27V100H29V102L31 101L30 104H28V107H27L28 115H30L29 113L31 112L30 111L31 104H33V106H38L40 112H42V113L47 112V110H44L45 109L44 106H45V104H46V106L48 105V97L51 96V94H48ZM216 90L218 92H220L219 94H220L221 97L223 95L222 98L219 97V94L217 93ZM226 90L227 91L229 90V91L227 92ZM21 91H22V93L24 92V90H21ZM21 91H16L15 90L14 94L16 96L20 97L21 96L20 94H22ZM242 92H243V95L239 94V93H242ZM214 94L217 96L216 98H215ZM250 94L251 93L249 92L247 97L251 96ZM62 95L63 94H61L60 96H62ZM64 96H62L61 99H63ZM236 96H240V97H236ZM37 97H39V99L35 100V98H37ZM218 97H219V100H218ZM30 98H32V99H30ZM259 98L260 97H258V99ZM61 99H59V100H61ZM72 99H73V101H72ZM220 99H221V102H220ZM59 100H57L59 105L55 108L56 110H54L55 112H57V113L54 112L55 114H58L61 111V113L56 115L57 118L55 117L54 119H52L53 116L51 118H49V115L48 116L46 115V117H47L46 120H48V122H50L53 125L55 124L53 127H55V126L57 127V125H59L60 123L66 125V123L68 122L67 119H66L67 118L66 117L67 116V111L66 112L64 111V109H66L64 107L65 103L63 102V100L60 101V102H59ZM249 102H251V103H249ZM26 103H27V101H26ZM234 103H235V101H234ZM245 103H248V105L245 104ZM211 104H213L214 106L212 107ZM251 104L254 106V108H253V106ZM75 105H76V107H75ZM244 105H245V107H244ZM250 105H251V108H250ZM61 106L64 109H62ZM209 106H211V108H209ZM217 106H218L219 109L217 108ZM214 107L216 108V110H214ZM79 108H80V110L76 111ZM135 108L139 109V110L136 111ZM206 108H208V109H206ZM243 108H246V110L248 109L247 110L248 112H244ZM59 109H60V111H59ZM251 109L252 110L254 109L255 112L252 111ZM233 110H235V111H233ZM249 110H250V112H249ZM258 110H259V108L257 109V111ZM219 113H221L220 116H219ZM216 114H218V116H216ZM99 117H100V119H99ZM226 118H228V119L226 120ZM49 119H50V121H49ZM226 123H227V125H226ZM224 126H225V128H224ZM226 129H227V131L225 133L224 130H226ZM233 139H236V140H233ZM160 140H161V142H160ZM74 141H76L75 138L73 139V143H74ZM74 144L76 145L77 143L75 142ZM157 144L159 146H157ZM161 144L164 147H162ZM244 144H247V145H244ZM91 145L98 147V141H93L91 143ZM139 145H140V147H139ZM76 147L77 146L73 147V149H75ZM96 147H94V148L89 147L85 152L95 151ZM144 147H145V150H144ZM139 148H141V149H139ZM215 148H217V150ZM256 149H258V150H256ZM254 150L257 151V154H255L256 152ZM99 152L100 151L97 150V153H99ZM219 152L220 153L222 152L223 154H218ZM252 152H254V153H252ZM69 154L71 156L73 154H76V152L74 153L73 151H70ZM139 155H140V157H139ZM219 155H221V156H219ZM131 157L128 158L129 160L127 159L128 162L133 160V157L132 158ZM142 157H143V159L140 160V158H142ZM104 159L105 160L107 159V161L109 160V158H104ZM130 159H132V160H130ZM151 160H153V162ZM118 161H120V162H117V163L115 162V165H117L116 167L118 168V170L125 171L126 168H119L120 164H122L124 162L122 157ZM99 162L100 161L97 160V164L96 165L100 164L99 165L100 167H101V165L105 166V164H103V162H101V163H99ZM118 163H119V166H118ZM134 166H135V164H134ZM145 167H146V169H145ZM99 170H100V168H99ZM127 170H129V168H127ZM144 171H145V173H144ZM226 171L229 172L230 174L227 173ZM163 172H165V173H163ZM179 172H180V174H179ZM215 172L217 174H214ZM219 172H220L221 176L218 175ZM231 174H233V175H231ZM179 175L181 177H179ZM223 175L225 177L222 178ZM116 176H118V175H116ZM210 176L214 177V178H209ZM253 176H255V177L252 179L251 177H253ZM196 177H197V181H196ZM164 178H165V181H164ZM185 178H187L188 180H184ZM206 178L209 180V182H210V179H211V182L214 179H216V181L214 180L213 184L211 185L210 184L211 182L209 183ZM218 178L222 179L224 181L222 182V180H219ZM249 178H250V181H247L246 179L249 180ZM201 179L203 181H201ZM233 179H234V181H233ZM128 181H129V183H128ZM167 181L169 182L168 183L169 185L166 183ZM177 181H179V183L181 182L180 186H178L179 184H178ZM199 181H201V182L199 183ZM231 181H232V183H230ZM193 182H194V184L196 186L194 184H192ZM216 182H219V183H216ZM225 182L226 183H228V182L230 183V185H228L229 187H227ZM234 182H237L239 184L236 185V183H234ZM120 183H121V181L118 184H120ZM149 183H151V184H149ZM154 183H158V184L153 185ZM259 183H260V185H259ZM134 184H136V186ZM197 185H198V187H197ZM131 186H132V188H130ZM221 186L225 187L226 190H224ZM231 186H233L232 187L233 188L232 191L230 190ZM227 188H228V193H226V195H225V191L227 192ZM130 189H131V191H130ZM126 190H129L130 192L126 191ZM171 190H172V192H171ZM176 191H177V195H178L179 200H178V198L175 199L176 197H174L175 193H173V192H176ZM234 193H235V195H234ZM172 194L174 196H172ZM224 195L226 196V198L232 196L234 199L230 197L229 199H231L232 201L229 200L230 203L227 204L228 202L225 203L224 201L221 200L222 198L219 199L220 196L225 198ZM241 197L244 198V199H242ZM245 200H246L247 203L249 202L248 203L249 207H250L251 204H252L251 206H253V207L249 208L246 205L247 203H245ZM254 200H255V202H254ZM161 201H163V202H161ZM221 201L226 204V207H224L225 204H223ZM233 201L236 204H234ZM242 201H243V203H242ZM252 201H253L254 205H253ZM231 202H232V204H231ZM237 202H238V204H237ZM259 203L261 204L262 207H260V209L256 210L257 207H255V204L257 206ZM232 206L236 207V208L233 209ZM239 206L241 207L240 210L243 209V211L242 210H241V212H240V210L237 211L239 209ZM185 207H187L186 210H184ZM231 207H232V209H231ZM243 207H245V209ZM246 207L249 210H252V208H253V213L255 212L256 217H258V216L259 217L255 220L254 219L255 216L253 215V213H251L252 211L248 212V209H246ZM230 209L232 211H230ZM131 210H133V208H131ZM164 210H165V212H164ZM226 210L230 211V212H227ZM254 210H256V211H254ZM259 211L261 212V214L263 216L260 215ZM262 211H263V213H262ZM136 212L137 213H141V212H139V210L136 211ZM244 212H246L247 214L252 215L251 216L252 218L250 217V215L248 216ZM163 213H165V215L161 216ZM238 213H239V215H238ZM158 214L159 215L161 214V215L159 216ZM240 214L241 215L244 214L245 217H244V215L241 216ZM188 215L189 216L191 215L192 218L191 217L188 218L189 217ZM237 215H238V217H237ZM247 216L249 217L248 219H243V218H246ZM260 216H261V219H259ZM166 218L169 219L168 221H170V222H171V218H176V220L173 219L172 222L168 224L166 222L167 221ZM249 219L251 220V222L255 221L256 225L254 224V226H253L252 225L253 223L250 224L251 222H249ZM161 220L164 221L163 224H162ZM259 220H262V221L260 222ZM242 221L244 222V224H243ZM233 222H235L237 224L239 222L238 227H234L236 230H238L239 227H240V229L244 228L246 230V231L241 232L242 234L240 233V236H238V238L236 237V239L233 238V236L235 237V234L237 232L236 230H234V228L228 229V231L224 230L225 227L234 225L235 223H233ZM257 222H259V223H257ZM175 223L176 224L178 223V224L177 225H173ZM240 223H241V226H240ZM245 223H247V224H245ZM159 224H160V227L158 226ZM223 224H224V226H223ZM248 224H250V225H248ZM242 225H244V227ZM245 225H247V229H246ZM175 226L180 228V230L177 227H175ZM173 227L175 228V230H174ZM220 228H221L222 231L220 230ZM207 229H209V230H207ZM181 230H183V231H181ZM175 231L179 235L181 234L180 236H183V235H187L188 237L191 236L190 237L191 243H195V244H191L189 242V238H186L187 236L186 237L184 236V239L186 238V240L183 241L185 244L182 242V244L179 245L178 237H176L178 234L175 235V233H176ZM214 231H215V233H214ZM218 232H220V233H218ZM231 232L234 235L233 234L231 235L230 234ZM245 232H247V233H245ZM210 233L212 234V236L207 237L208 235H210ZM168 234H170L172 237H171V239L167 240L168 242H167V245H166L165 239H166L167 236H169ZM225 234H226V237H225ZM174 235H175V238H173ZM203 236H205V237H203ZM244 236L246 237L247 240L249 239L247 243L243 240V239H245ZM161 237H162V235H161ZM172 239H173V241H172ZM197 239H199V241L201 243H203V244L198 242ZM221 239H220V241H221ZM185 241H187V242H185ZM222 241H221V244H224ZM172 242H174L173 245L171 244ZM198 243H200L201 245L199 246ZM241 243L243 244V246L245 245L246 247L245 246L243 247L241 245ZM168 244H170L171 246L168 245ZM175 244L177 246H175ZM196 244H197L198 248H196V246H195ZM235 244H237V245L240 244V245L237 246ZM247 244H249L248 246L250 248L247 247ZM185 245L188 246V247H186ZM172 246H175V247H172ZM183 246H184V248H183ZM193 246H194V249L192 248ZM241 246H242V248H241ZM254 246H255V244H254ZM256 246L257 247H253V248H255V250H251V252L249 253L250 255H252L253 252H254V254H256L255 252H257V254H263L264 253V250H260V248H261L260 246H258L257 244H256ZM258 247H260V248H258ZM161 248H159L158 251H160ZM195 248H196V250H195ZM238 248L241 249L240 252H239ZM243 248H245L246 250L245 249L243 250ZM203 249H202V251H203ZM7 250L5 251L6 252L5 255L6 254H7V256L9 255V257L2 256V258L4 260H6V261L9 260L10 263L12 262L14 264L13 261H16V260L13 259V260L10 261V257H11L10 254L11 253L8 252L9 253L8 254ZM64 250H68V249L64 248ZM170 251H172V253H170ZM235 251H237L238 253L235 252ZM174 253H175L176 256L174 255ZM0 254L1 255L3 254L1 250H0ZM195 256L196 255H194V257ZM212 257H213V260L215 262L212 260ZM244 257H243V259H244ZM11 258H13V257H11ZM209 258L211 260H208ZM192 259L194 261H192ZM248 259H250V257H248L247 259L241 260L240 261L241 264H243V263L244 264L245 263L249 264L250 262H252L251 260L249 262H246V260H248ZM242 261H243V263H242ZM235 262H236V259H235ZM222 263H226V262H224V260H223ZM253 263L254 264L255 263L256 264H264V262H260V261H253ZM6 264H9V263L7 262ZM236 264H238V263H236Z\"/></svg>",
	"mask_w": 264,
	"mask_h": 264
}]
</instances>
